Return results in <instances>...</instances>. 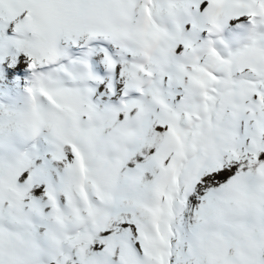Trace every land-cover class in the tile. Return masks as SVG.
Returning <instances> with one entry per match:
<instances>
[{"label": "snow or ice", "instance_id": "6c2138e0", "mask_svg": "<svg viewBox=\"0 0 264 264\" xmlns=\"http://www.w3.org/2000/svg\"><path fill=\"white\" fill-rule=\"evenodd\" d=\"M25 70L0 264H264V0H0V76Z\"/></svg>", "mask_w": 264, "mask_h": 264}, {"label": "rangeland", "instance_id": "374dc122", "mask_svg": "<svg viewBox=\"0 0 264 264\" xmlns=\"http://www.w3.org/2000/svg\"><path fill=\"white\" fill-rule=\"evenodd\" d=\"M228 29H231L229 30L230 32H233V33H236L235 37L233 38H230V39H226V38H223L225 40V42L228 44L230 42V40H233L235 42H237V39H236V36L237 35H240L241 37H244L246 36L247 34V25H241V26H235V27H232L231 25H226ZM205 35H207L206 32H204ZM236 39V40H235ZM240 43H245L246 40L245 39H240L239 40ZM216 48H220L221 47V44L217 43L216 44ZM95 69L97 70V64L95 65ZM6 80V79H5ZM31 80V72L30 71H27L25 70V72L23 74H18L17 76H15L11 81H7L9 83H13L14 85H12L11 87H7V89L5 88L6 85L3 84L4 86L0 87V102L8 97V99H11V100H8V103H11V104H7L6 107H14L16 108V106L19 108H23L25 107V102L27 101L28 99V96H27V92H26V88L29 86V82ZM9 89V90H8ZM5 90V91H4ZM11 90V91H10ZM8 91V92H7ZM4 92V93H3ZM6 93V94H5ZM10 93V94H9ZM16 93V94H15ZM4 95V96H3ZM9 95V96H8ZM12 95V96H11ZM11 96V97H10ZM10 97V98H9ZM17 97V98H15ZM13 98V99H12ZM24 99V100H23ZM13 100V101H12ZM15 100L17 101L15 103ZM12 101V102H10ZM14 103V104H13ZM1 105V104H0ZM11 105V106H10ZM15 105V106H14ZM40 139V140H39ZM39 139L37 138L38 141H40L39 143L40 144V148L39 149V153L41 155H45L47 152H48V149H49V145L47 143V141L44 139L43 136L39 137ZM45 140V141H44ZM21 141V140H20ZM23 142V141H22ZM43 144V145H42ZM20 145V142L19 143H15V146L18 148V146ZM25 144H24V148H25ZM22 148V146H21Z\"/></svg>", "mask_w": 264, "mask_h": 264}, {"label": "bare ground", "instance_id": "6f19581e", "mask_svg": "<svg viewBox=\"0 0 264 264\" xmlns=\"http://www.w3.org/2000/svg\"><path fill=\"white\" fill-rule=\"evenodd\" d=\"M233 27V26H232ZM229 30H231V29H228L227 28V26H225L224 27V30H223V32H222V34H221V36H222V38H226V39H230V38H232L233 36L235 37V35H236V33H233V32H230ZM233 37V38H234ZM207 38V35H205V33H201L200 34V40L201 41H203L204 39H206ZM236 40V39H235ZM228 45H229V47H230V49L232 50V51H236L237 50V48L238 47H241L242 45H243V43H240V42H235V41H233V40H230V42L228 43ZM217 47V46H216ZM219 52H220V54L221 55H227V52H226V50L224 49V47H223V45H221V47L220 48H218L217 49ZM95 65H96V63H95V61L93 60L92 61V66H93V71H97L96 69H95ZM3 84H5L6 85V89H7V87H11L12 85H14L13 83H9V82H7V80H5L2 76H0V87H2V86H4ZM16 85V84H15ZM14 85V86H15ZM16 87V86H15ZM9 90V89H8ZM5 91V90H4ZM11 91V90H10ZM8 92V91H7ZM1 93V92H0ZM4 93V92H3ZM6 94V93H5ZM10 94V93H9ZM16 94V93H15ZM4 96V95H3ZM9 96V95H8ZM12 96V95H11ZM10 96V97H11ZM9 97V98H10ZM15 98H17V97H15ZM13 99V98H12ZM8 100H11V99H8V97H7V99L6 98H4L1 102H0V104L1 105H3V106H7V104H11V103H8ZM24 100V99H23ZM13 101V100H12ZM12 101H10V102H12ZM18 101V100H17ZM16 100H15V103L17 102ZM27 102V101H26ZM26 102H25V104H26ZM14 104V103H13ZM17 104V103H16ZM11 106V105H10ZM15 106V105H14ZM16 108L18 109V107L16 106ZM39 139V138H38ZM40 140V139H39ZM45 141V140H44ZM20 142V145L18 146V149L19 150H21V151H23V150H26V149H28V150H34V151H39V149L40 148H42V147H40V144L41 143H39L40 141H38V140H35V141H29V142H27V143H25V142H22V140L20 141V139H15L14 140V144L15 143H19ZM24 144H25V148H24ZM33 145H35V148L33 149ZM43 145V144H42ZM21 146H22V148H21ZM40 147V148H39Z\"/></svg>", "mask_w": 264, "mask_h": 264}, {"label": "clouds", "instance_id": "9594fccd", "mask_svg": "<svg viewBox=\"0 0 264 264\" xmlns=\"http://www.w3.org/2000/svg\"><path fill=\"white\" fill-rule=\"evenodd\" d=\"M249 34H250V32H247L246 36L249 35ZM246 36L241 37L240 35H237V36H236V39H239V40H240V39H244Z\"/></svg>", "mask_w": 264, "mask_h": 264}]
</instances>
